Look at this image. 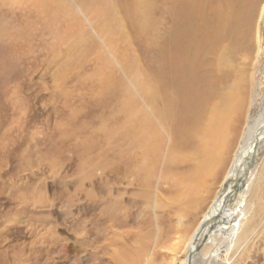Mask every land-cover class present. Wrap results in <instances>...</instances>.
<instances>
[{
  "label": "bare ground",
  "instance_id": "1",
  "mask_svg": "<svg viewBox=\"0 0 264 264\" xmlns=\"http://www.w3.org/2000/svg\"><path fill=\"white\" fill-rule=\"evenodd\" d=\"M48 1L19 0L20 10L12 11L22 18L29 5L39 11ZM261 1L78 0L96 15L91 26L106 48L110 46L112 20L121 23L122 48L120 52L112 48L110 53L115 64L131 78L140 101L122 94L125 83L104 55L92 66L91 57L87 59L85 54L97 55L100 49L75 21L72 10L63 8V3L54 5L63 27L58 25L48 32L69 36L68 43L77 56L92 66L82 80L97 81L92 89H96L98 100L92 102L90 119L81 124L91 139L84 143L85 150L81 147L87 162L81 175L91 179L96 167L101 172L102 264H139L151 234L150 208L157 227L167 223L170 228L171 220L180 225L201 209L214 180L224 171L210 209L189 238L183 264H206L209 258V264H227L229 254L239 249L247 237L251 225L248 207L253 205L254 195L251 185L260 189V179H264V162L253 176L258 155L264 152V108L251 121L249 113L258 97L252 77L257 62L252 64L248 59L252 54L254 59L259 49L252 27L256 13L259 19L264 13ZM22 24L6 23L9 26L5 28L1 24L0 34L27 36L33 30L29 29L31 25H40L41 20ZM133 46L141 48L145 58L139 50L136 52L146 62L136 55ZM110 101L114 106L107 109ZM92 196L87 193L85 198L91 200ZM247 202L250 205L245 207ZM171 209L179 213L174 215ZM134 213L137 218L130 225ZM242 215L246 217L240 221ZM180 244L181 239L174 241L169 251L181 249ZM90 260L99 261L96 256Z\"/></svg>",
  "mask_w": 264,
  "mask_h": 264
},
{
  "label": "rangeland",
  "instance_id": "2",
  "mask_svg": "<svg viewBox=\"0 0 264 264\" xmlns=\"http://www.w3.org/2000/svg\"><path fill=\"white\" fill-rule=\"evenodd\" d=\"M18 1L0 0L3 5H0V25L2 24L4 28L9 26L6 23L22 26V23L31 24L37 18L41 20V24L31 25L29 29L33 30L21 38L8 36L6 33L0 34V264H96L99 261L101 262L98 264H102L103 260H99L102 255L100 247L104 243L101 239L103 235L99 219L101 172L96 167L91 179L81 175V168L87 166L85 152L82 153L86 148L84 143L88 144L89 140L91 142L89 134L83 131L81 124L90 119V109L94 105L92 102L98 100L94 92L96 89H92L97 81L90 79L86 82L82 79L90 74L88 71L94 67L93 61H99L104 55L125 83L122 94H129L140 101L131 78L115 64L110 53L112 48L118 51L122 48L121 23L112 20V30L108 33L110 46L106 48L91 26L96 15L81 6L78 0H49L40 7V12L36 11L37 7L29 5L24 10L22 18L15 14L17 8L20 10ZM60 3H63V8L72 10L75 21L81 23L94 47L100 49L97 55L85 54L87 59L91 57L89 60L92 66L87 62L83 63L81 55L77 56L71 43H68L69 36L62 35L61 32H58L59 34L48 32V29L51 30L58 25L63 27L59 13H56L54 8V5ZM262 3L264 4V0L260 2V7ZM13 9L16 11H12ZM259 18L258 12L252 27V37L258 36L259 49L254 59L253 54L248 58L252 64L257 62L256 73L254 70L252 77L254 91L257 88L258 97L249 113L251 121L257 118L264 108V13L261 19ZM231 34L229 31V35ZM85 43L82 41L83 45ZM15 48L18 50L17 53ZM139 48L133 46L136 55L145 61L143 58L146 55L140 52ZM136 50H139V55H143V58ZM251 73L249 69L247 74L249 79ZM80 84H83L82 88L78 87ZM110 102L107 109L114 106V102ZM88 128L92 129L91 126ZM257 162L254 177L264 162V152L259 153ZM248 172L249 169L245 170L244 174ZM224 174L225 171L214 180L212 191L209 192L208 199L201 209L188 216L180 225L179 221L175 223L176 220H171L170 228L167 223L157 227L150 208L152 225L150 223L149 237L151 236L153 240L149 237L146 239L150 244L145 240L146 248L139 256L142 257V263L139 261V264H183L186 261L187 256L184 253L189 245V238L197 229L202 216L210 209ZM263 180L261 177L260 189L251 185L250 192L254 194L253 201L251 200L253 205H250V202L245 203V207L250 205L248 209L251 216L249 221L251 232L249 231L239 245V249L229 254L230 261L227 264H264ZM87 193H92L91 200L85 198ZM228 207L226 203L225 210ZM171 210L174 215L179 213L175 209ZM223 211L224 209L221 213ZM246 215H242L240 221ZM132 218L130 225L134 224L136 213ZM122 228L121 231H125L126 228ZM182 228L186 229L181 233ZM179 239L181 249L170 252L169 246L174 241L178 243ZM94 256L99 261H91ZM148 259L152 263L151 261L147 263ZM209 261L210 258L206 264H209Z\"/></svg>",
  "mask_w": 264,
  "mask_h": 264
}]
</instances>
